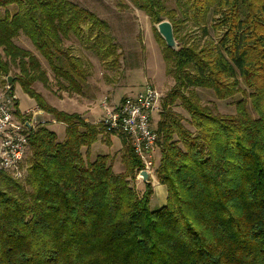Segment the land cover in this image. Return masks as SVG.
I'll list each match as a JSON object with an SVG mask.
<instances>
[{
  "label": "trees",
  "instance_id": "16d2710c",
  "mask_svg": "<svg viewBox=\"0 0 264 264\" xmlns=\"http://www.w3.org/2000/svg\"><path fill=\"white\" fill-rule=\"evenodd\" d=\"M129 2L151 22L174 81L155 124L165 203L150 208V181L137 191L143 165L124 135L121 171L109 154L90 158L105 137L101 123L50 105L34 86L49 82L40 59L15 43L28 39L59 88L81 94L89 72L65 42L78 40L114 67L120 52L108 22L71 0H0V82L10 75L11 94L17 85L65 126L62 139L45 123L29 133L23 182L0 172V264H264V0ZM210 15L216 39L180 34L185 22L207 34ZM162 20L175 50L156 30ZM196 88L217 100L242 95L235 113L224 114Z\"/></svg>",
  "mask_w": 264,
  "mask_h": 264
},
{
  "label": "rangeland",
  "instance_id": "374dc122",
  "mask_svg": "<svg viewBox=\"0 0 264 264\" xmlns=\"http://www.w3.org/2000/svg\"><path fill=\"white\" fill-rule=\"evenodd\" d=\"M71 1L87 8L108 22L110 32L118 45L120 58L116 66L107 67L94 53L81 45L78 40L71 38L66 41L65 44L71 47L72 52L81 59L89 72L88 84L84 86L81 94L66 92L56 84V80L45 60L34 50L29 40L22 35L18 36L15 38V43L33 51L46 70L49 79L48 86H43L40 82H36L34 85L44 99L59 110L68 113H82L88 120H94L100 116L99 102L103 96H106L108 101L112 100L115 104H118L124 96L134 95L141 91L145 82L154 85L164 96L174 81L171 76L166 75L165 63L161 52L162 45L158 42L148 17L142 11L133 7L129 0ZM167 5L175 7L174 0H167ZM2 14L3 11L0 9V16ZM212 22V16L210 15L207 34H204L199 27L194 26L191 22H185L180 29V34L183 35V33L188 32L199 43H202L207 37L216 39L217 33L211 27ZM2 87L0 82V88ZM241 88L244 89V85H241ZM195 92L203 104H207L224 114L235 113V103L242 95L239 92L226 100H217L210 90L196 88ZM13 93L17 98L19 108H25L32 103L17 85L14 87ZM174 109L187 117L182 108L177 106ZM248 109L252 113L250 106H248ZM45 117L52 118L50 115H44L40 116L38 120H43ZM153 120L156 124L158 114L153 116ZM44 123L60 139L63 138L65 132L63 124L59 122L51 123L50 121ZM108 135L110 134L105 133V137ZM113 136L112 142L107 145L103 144L100 139L97 140L90 146L89 152L93 158L97 155L109 154L113 171L119 172L123 169L120 161L121 142L118 135ZM159 155V149H156L154 153L156 165ZM26 167L27 163L24 161L17 171L7 174L23 182L27 175ZM149 181L152 187H155L156 182H158L156 176L152 180L149 179ZM134 185L138 192L143 191L144 182L141 177L138 180L136 179ZM161 201L162 196H160L158 189L155 188L151 197L150 208H159Z\"/></svg>",
  "mask_w": 264,
  "mask_h": 264
},
{
  "label": "built area",
  "instance_id": "2783aa9c",
  "mask_svg": "<svg viewBox=\"0 0 264 264\" xmlns=\"http://www.w3.org/2000/svg\"><path fill=\"white\" fill-rule=\"evenodd\" d=\"M8 89L6 83L0 92V172L13 173L26 161L29 133L39 123L55 120H38L45 113L36 104L21 112L22 118H19L15 114L16 97ZM162 97L154 85L145 82L141 91L124 96L118 104L108 101L106 97L100 101L102 116L97 123H101L104 133L121 134L129 140L143 165L138 173L147 171L148 180L155 177L154 153L158 149V135L153 116L161 109ZM138 173L137 180L140 178Z\"/></svg>",
  "mask_w": 264,
  "mask_h": 264
},
{
  "label": "water",
  "instance_id": "95a60500",
  "mask_svg": "<svg viewBox=\"0 0 264 264\" xmlns=\"http://www.w3.org/2000/svg\"><path fill=\"white\" fill-rule=\"evenodd\" d=\"M156 30L159 34V36L163 39L165 45L170 49H177V42L174 37L173 28L171 23L168 20H162L159 23L155 25ZM13 78L8 75L6 77V82L10 84L12 82ZM26 125L31 128L29 123H26ZM138 176L142 178L143 182H148V174L147 171L141 170L138 173Z\"/></svg>",
  "mask_w": 264,
  "mask_h": 264
},
{
  "label": "crops",
  "instance_id": "0c3cea01",
  "mask_svg": "<svg viewBox=\"0 0 264 264\" xmlns=\"http://www.w3.org/2000/svg\"><path fill=\"white\" fill-rule=\"evenodd\" d=\"M3 86V85H2ZM3 88V87H2ZM2 88H0V92L2 91ZM14 94V93H13ZM15 95V94H14ZM27 96V95H26ZM16 97V96H15ZM28 97V96H27ZM104 97H106V96H103L102 98H101V100L104 98ZM29 98V97H28ZM30 100H31V104H29L28 106H26L25 108H19V103H18V108H19V111L20 112H24L27 108H29V107H32V106H34L35 105V102L31 99V98H29ZM16 100H17V98H16ZM100 100V101H101ZM112 101V100H111ZM99 107H100V111H101V113H100V116L98 117V118H96V119H94V120H88L87 119V117L86 116H84L82 113H80V115L83 117V119L85 120V121H88V122H90V123H97L99 120H100V118H101V116H102V109H101V106H100V102H99ZM89 108V107H88ZM46 116H49L48 114H45ZM45 120L47 119V120H51L52 118H50V117H45L44 118ZM51 123H55V122H51ZM62 124V123H61ZM64 125V124H63ZM50 129V128H49ZM112 137H114L113 135H111V136H109V138H108V140L110 141V143L112 142ZM59 138V137H58ZM60 139V138H59ZM103 139H104V137H101V142L103 143V144H105L104 142H103ZM91 148V147H90ZM85 150V148H83V151ZM90 153V152H89ZM90 158L91 159H94L93 158V156H91V154H90ZM155 186V185H154ZM155 188H157L158 189V192H159V194H160V196H162V201H161V206L165 203V198H166V189H165V187L163 186V185H161L159 182H156V186L155 187H153V191H154V189Z\"/></svg>",
  "mask_w": 264,
  "mask_h": 264
}]
</instances>
